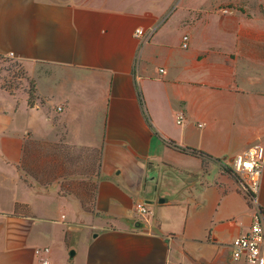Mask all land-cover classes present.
<instances>
[{
    "label": "crops",
    "instance_id": "1",
    "mask_svg": "<svg viewBox=\"0 0 264 264\" xmlns=\"http://www.w3.org/2000/svg\"><path fill=\"white\" fill-rule=\"evenodd\" d=\"M0 55L35 87L0 81V264H244L264 166L254 206L232 160L264 145V0H0ZM30 142L99 152L88 208L27 176Z\"/></svg>",
    "mask_w": 264,
    "mask_h": 264
},
{
    "label": "built area",
    "instance_id": "2",
    "mask_svg": "<svg viewBox=\"0 0 264 264\" xmlns=\"http://www.w3.org/2000/svg\"><path fill=\"white\" fill-rule=\"evenodd\" d=\"M229 12V9H224ZM154 29L145 30L138 27L135 35L145 40L149 39ZM182 46L188 47L189 36H183ZM163 71V70H161ZM182 118L178 120L180 123ZM264 166V145L257 143L236 152L232 160V169L238 177L241 190L254 206H259L258 193L261 188ZM137 211L140 214H148L149 207L144 202L137 203ZM232 258L243 261L244 264H264V225L262 221V211L258 209L254 215V220L247 234L235 237L230 242ZM48 248L36 250L37 254L48 252ZM42 264H49L46 258L42 259Z\"/></svg>",
    "mask_w": 264,
    "mask_h": 264
},
{
    "label": "trees",
    "instance_id": "3",
    "mask_svg": "<svg viewBox=\"0 0 264 264\" xmlns=\"http://www.w3.org/2000/svg\"><path fill=\"white\" fill-rule=\"evenodd\" d=\"M34 98L35 87L34 83H31L29 100L31 104L34 101ZM181 149L183 151H188L194 155L202 157L206 155L205 152L193 148ZM74 150H76V148H73L71 146L70 150H68L69 152H66L64 149H61L60 145L58 144L46 146L43 143L30 142L25 146L24 158L21 167L25 171L27 176H33L35 180L39 181L40 183L43 182L44 178L49 179V177L52 180H62V190L65 193H74L88 208L89 204L92 203L95 196L96 183L93 181V179L86 180L84 178H89L96 173L98 162L100 161L101 156L98 151H94L96 153L95 158L97 160V163L95 165V170L90 171V169H88V167L90 166V162H77L75 165V162L70 161V159H72L75 155ZM28 162H30L31 164H28ZM81 166H83V169L81 171L75 170L76 172H68L70 168L76 167L78 169ZM40 175H43V179L40 178ZM48 179H45L44 182L51 183V181Z\"/></svg>",
    "mask_w": 264,
    "mask_h": 264
},
{
    "label": "rangeland",
    "instance_id": "4",
    "mask_svg": "<svg viewBox=\"0 0 264 264\" xmlns=\"http://www.w3.org/2000/svg\"><path fill=\"white\" fill-rule=\"evenodd\" d=\"M0 81L2 84L7 85L8 87H11V89L13 91H16L17 93L22 92L24 89H29L31 86V83H33L30 78L28 69L26 68V66L23 64V62L19 59L10 57V56H3L0 55ZM58 145H60L61 149H64L66 152H69L68 150H70V146L66 145L65 143H59ZM75 155L72 159H70L71 162H75V165L77 162H90V168L88 167V169H90V171L95 170V165L97 163L96 160V153L93 150H88V149H84V148H76V150H74ZM69 154V153H66ZM28 164H31L30 162H28ZM27 165V164H26ZM31 167V166H28ZM83 169V166H81L80 168H70V170H68L69 173H72L73 171L76 172L77 171H81ZM30 178H32L33 180H35V178L33 176H29ZM78 177V176H75ZM40 178L43 179V175H40ZM45 179L48 178H44L43 182L45 181ZM51 182H53L55 179H49ZM42 182V183H43ZM48 182H44L43 184H47Z\"/></svg>",
    "mask_w": 264,
    "mask_h": 264
},
{
    "label": "water",
    "instance_id": "5",
    "mask_svg": "<svg viewBox=\"0 0 264 264\" xmlns=\"http://www.w3.org/2000/svg\"><path fill=\"white\" fill-rule=\"evenodd\" d=\"M165 201H166V198H163V197L159 198V202H165ZM138 225H140V224H138ZM75 253H76L75 250H73V249L70 250L69 254H70L71 259H73V257L75 256Z\"/></svg>",
    "mask_w": 264,
    "mask_h": 264
}]
</instances>
